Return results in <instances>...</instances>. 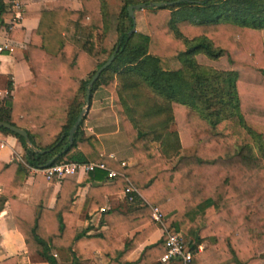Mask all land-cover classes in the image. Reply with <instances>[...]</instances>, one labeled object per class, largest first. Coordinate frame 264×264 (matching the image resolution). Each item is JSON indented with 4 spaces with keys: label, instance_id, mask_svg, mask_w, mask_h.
Here are the masks:
<instances>
[{
    "label": "trees",
    "instance_id": "16d2710c",
    "mask_svg": "<svg viewBox=\"0 0 264 264\" xmlns=\"http://www.w3.org/2000/svg\"><path fill=\"white\" fill-rule=\"evenodd\" d=\"M81 1L82 9L72 10L71 0H54L51 10L36 16L38 25L24 55L31 79L14 90L8 82L11 93L0 108V121L24 129L43 152L4 127L0 134L17 136L27 165L35 169L56 162H94L119 172L108 184L103 169L83 177L82 183L91 182L89 210L103 206L106 194L123 191L127 179L148 204L106 210L101 213L106 230L76 232L74 180H60L55 203L47 208L42 201L54 180L35 173L29 199L23 201L18 196L26 168L15 160L0 161V209L7 201L27 255L38 253L56 264L53 249L65 251L74 262L99 249L107 264H151L165 253V235L145 246L137 261L125 259L154 232L153 224L124 244L120 236L150 222V206H155L166 226L177 223L191 252L192 238L199 241L213 232L217 243L231 249L230 264H264V0H122L118 13L109 12L106 0ZM161 1L175 2L144 8L147 32L129 35L134 20L127 6ZM11 15L0 0V22ZM24 34L16 28L9 36ZM117 47L91 95L101 86L113 97L137 158L126 167L105 154L98 139L84 134V118L68 140L89 80ZM170 59L181 67L172 69ZM206 59H223L226 67L206 65ZM171 122L195 147L173 166L161 155L171 157L179 148L177 133L168 130ZM196 209L202 211L201 220L191 216ZM0 264H18V257Z\"/></svg>",
    "mask_w": 264,
    "mask_h": 264
},
{
    "label": "crops",
    "instance_id": "0c3cea01",
    "mask_svg": "<svg viewBox=\"0 0 264 264\" xmlns=\"http://www.w3.org/2000/svg\"><path fill=\"white\" fill-rule=\"evenodd\" d=\"M106 2L110 13H118L122 6V0H106ZM3 3L6 10L12 15L0 22V46H7L0 52V89H6L7 83L9 82L14 90L17 86L25 85L31 79L30 71L24 60L26 44L29 40L30 32L38 25V18L36 16L42 11L51 10L54 0H18L15 6H11L9 0H3ZM71 9L81 10L82 1L71 0ZM16 28H21L25 31L23 38H11L9 36L10 31ZM133 31H136L135 28ZM176 61L179 62L180 65L172 69L181 67L180 61ZM9 91L11 93V90ZM83 118L82 129L84 134L98 139L105 154L120 162L122 167L132 166L136 163L137 158L131 152L127 136L122 129L113 102V97L105 88L99 86L94 90L90 98L89 108ZM168 130L177 133L179 148L177 153L171 155V157H166L160 152L159 153L165 158L168 165L173 166L180 156L191 155L195 147L187 143V139L185 140L186 136H184L183 141L182 135H185V133L177 129L175 122L170 123ZM1 143H3V145H0V161L10 162L15 160L27 170L28 174L21 186L18 196L19 199L27 201L30 196L33 175L40 172L27 165L24 158L25 149L17 136L7 132L1 133L0 144ZM111 170L116 171L115 169ZM86 174L87 173L80 172L69 177V179L74 180L78 184L71 206V210L76 217V232L85 230L87 234H90L98 230H106L107 225L101 218V213L106 210L114 208L126 210L132 206L148 204L147 200L135 187L138 191V193L135 194V198L129 199L128 195L124 193V190L108 193L105 195V204L103 206L89 210L86 203V193L91 182L86 181L82 183L83 177ZM127 180L129 181V179ZM110 182H112V180L106 179L103 183L108 184ZM59 186L60 181L56 180L47 184V189L42 201L43 206L47 208L53 207ZM201 214V209H196L191 212V216L198 217L199 220L202 219ZM163 218V225L157 224L151 219L150 222L120 236L121 243L124 244L128 242L136 232L141 231L148 225L153 224L155 226L154 232L132 251L126 257L125 261H137L145 246L160 240L161 237L165 235L166 229H175L177 223H174L170 227L166 226L165 217L163 216ZM203 225L204 224H202V226ZM177 231H179L185 239L186 236L181 229ZM215 236L213 232H205L199 241L192 238V243L195 245L193 256L196 260L191 264H230L234 260L231 249L217 243ZM260 253H264V249H262ZM51 254L56 264H107L108 262V258L99 249H95L93 255L85 256L82 260L77 262H74L73 259L68 257L65 251L53 249ZM10 256H17L18 264H49L47 260L38 253L27 255L23 239L13 226L8 202L4 201L0 209V261ZM151 264H165V262L158 259ZM169 264L174 263L169 262Z\"/></svg>",
    "mask_w": 264,
    "mask_h": 264
},
{
    "label": "built area",
    "instance_id": "2783aa9c",
    "mask_svg": "<svg viewBox=\"0 0 264 264\" xmlns=\"http://www.w3.org/2000/svg\"><path fill=\"white\" fill-rule=\"evenodd\" d=\"M18 0H9L11 6L17 5ZM7 46H0V52H2ZM8 88L0 89V108L3 105L4 99L9 95ZM1 146L3 143L0 144ZM94 168H99L107 171V179L112 180L115 176L119 175L118 172L107 169L103 163H78V162H56L43 169H37L40 173L44 174L48 180L60 181L63 178L72 177L80 172L88 173ZM124 193L128 195L129 199L133 198V194H137L138 191L128 181L127 186L124 188ZM152 221L157 224H164L163 216L159 209L155 206H150ZM165 253L160 258L162 262H172L174 264H190L194 252H191L185 248L183 235L175 229L165 230Z\"/></svg>",
    "mask_w": 264,
    "mask_h": 264
},
{
    "label": "water",
    "instance_id": "95a60500",
    "mask_svg": "<svg viewBox=\"0 0 264 264\" xmlns=\"http://www.w3.org/2000/svg\"><path fill=\"white\" fill-rule=\"evenodd\" d=\"M174 2L175 1H168V2L161 1V2H149V3L141 2V3H137V4H133V5H128L126 9H127L129 17L134 20V12L136 10H141V9H144V8H147V7H161V6H165L167 4H173ZM133 30H134V27L130 30L129 35L133 32ZM117 49H118V47L110 55V57L96 70L94 75L89 80L88 88L86 89V93H85V105L81 108L79 114L77 115L74 123L72 124V126L70 127L69 132H68V140H69L70 143L72 142L74 132L78 128L81 120L83 119L84 115L86 114V112H87V110L89 108L91 89H92L93 84L97 80V78L99 77L100 73L103 70H105L113 62ZM0 127H4L6 129L12 131L13 133H16V134L20 135L21 137H23L24 140H25L26 146L31 148L32 150H34L36 152H43V151L37 149L30 142L28 134H27V132L24 129L18 128L16 126L11 125L8 122H2V121H0Z\"/></svg>",
    "mask_w": 264,
    "mask_h": 264
},
{
    "label": "rangeland",
    "instance_id": "374dc122",
    "mask_svg": "<svg viewBox=\"0 0 264 264\" xmlns=\"http://www.w3.org/2000/svg\"><path fill=\"white\" fill-rule=\"evenodd\" d=\"M143 10L144 9H141V10H138V11L134 12V17H135L134 18L135 19L134 28H135L136 31L145 32L146 33L147 32V28H146V24H145ZM261 35H262V39H263V43H264V30L261 31ZM204 64L211 65V66L214 65V66H218V67H221V68H225L226 67V62L223 59H221V60H219L217 62L206 59ZM169 65H170L171 68H177L180 64L176 60L170 59L169 60ZM84 105H85V101H84L83 106ZM122 135H123V133H122ZM184 136L185 135H182L183 141H184ZM263 138H264V135H263ZM185 140H186V138H185ZM254 151L256 152V154L259 157H261V156L263 157V153H261V151L258 150L257 146L255 147Z\"/></svg>",
    "mask_w": 264,
    "mask_h": 264
}]
</instances>
